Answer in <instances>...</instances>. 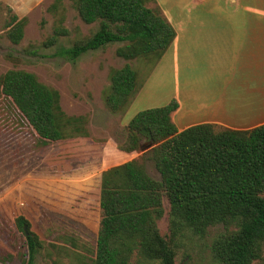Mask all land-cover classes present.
Instances as JSON below:
<instances>
[{
	"label": "trees",
	"instance_id": "obj_1",
	"mask_svg": "<svg viewBox=\"0 0 264 264\" xmlns=\"http://www.w3.org/2000/svg\"><path fill=\"white\" fill-rule=\"evenodd\" d=\"M72 1L79 19L98 21V27L60 49L59 54L69 60L114 42L122 43L114 52L124 60L149 55L159 59L174 37L159 10L146 6L151 0ZM23 25V17L9 16L5 35L11 43L19 42ZM65 33L56 26L42 44L53 45L56 36ZM7 58L15 59L9 54ZM136 89L135 73L128 64L112 68L103 104L109 112H118ZM0 95L30 127L38 145L87 136L86 118L66 115L58 92L31 72L5 70L0 74ZM176 105L171 98L162 106L141 109L124 125L117 148L131 152L147 145L158 179L150 177L135 159L101 172L90 264H176L173 243L178 235L202 236L216 225L221 231L212 239L210 252L217 262L250 264L262 257L264 123L245 130H214L206 123L177 130L169 116ZM163 198L168 203L166 235L156 226ZM14 222L20 230L28 226L21 216ZM40 245L37 236L26 230L25 264H32Z\"/></svg>",
	"mask_w": 264,
	"mask_h": 264
},
{
	"label": "rangeland",
	"instance_id": "obj_2",
	"mask_svg": "<svg viewBox=\"0 0 264 264\" xmlns=\"http://www.w3.org/2000/svg\"><path fill=\"white\" fill-rule=\"evenodd\" d=\"M178 22L207 21V10L194 6L200 0H180ZM250 4L254 0H246ZM256 1V0H255ZM72 0H0V74L7 69L31 72L55 89L61 110L69 116H84L87 136H75L38 145L30 127L0 95V263L25 264V235L14 219L23 217L41 241L32 264H90L93 256L99 208L98 190L102 171L135 159L145 172L158 179L149 159L148 146L123 152L117 148L123 127L137 111L162 106L175 86L176 62L171 55H153L124 60L115 55L121 42L108 43L69 60L61 48L88 37L98 21L83 23ZM264 3V0H262ZM146 6L159 10L154 0ZM202 11V19L198 13ZM160 12V11H159ZM24 18L17 44L5 35L9 16ZM165 18V15L160 12ZM196 16V17H195ZM204 18V19H203ZM65 30L53 45L42 43L54 27ZM10 55L14 60L7 58ZM128 64L135 73L136 91L118 112H109L102 93L108 72ZM156 221L161 235L169 233L168 203ZM221 226L208 227L202 236L184 232L174 239L176 264H220L211 255L210 244ZM135 257H131L134 261ZM155 264V263H154ZM250 264H264L262 257Z\"/></svg>",
	"mask_w": 264,
	"mask_h": 264
},
{
	"label": "crops",
	"instance_id": "obj_3",
	"mask_svg": "<svg viewBox=\"0 0 264 264\" xmlns=\"http://www.w3.org/2000/svg\"><path fill=\"white\" fill-rule=\"evenodd\" d=\"M154 1L174 31L161 57L170 54L176 62L167 101L177 104L169 115L177 130L202 123L245 130L264 123L262 0L194 2L199 9L206 5L208 14L197 22H178L173 13L181 12L180 0Z\"/></svg>",
	"mask_w": 264,
	"mask_h": 264
},
{
	"label": "water",
	"instance_id": "obj_4",
	"mask_svg": "<svg viewBox=\"0 0 264 264\" xmlns=\"http://www.w3.org/2000/svg\"><path fill=\"white\" fill-rule=\"evenodd\" d=\"M145 146H147V145H140V146H139V149L142 150ZM25 227H26L25 225L22 226V230H23V232H24V235H26Z\"/></svg>",
	"mask_w": 264,
	"mask_h": 264
}]
</instances>
